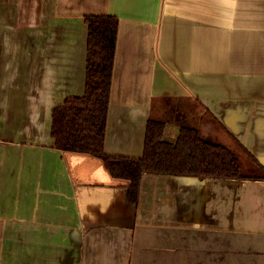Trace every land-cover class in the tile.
Returning <instances> with one entry per match:
<instances>
[{
    "label": "crops",
    "instance_id": "0c3cea01",
    "mask_svg": "<svg viewBox=\"0 0 264 264\" xmlns=\"http://www.w3.org/2000/svg\"><path fill=\"white\" fill-rule=\"evenodd\" d=\"M86 14L118 19L106 153L141 156L156 112L167 141L223 132L264 165V0H0V264H264V180L144 173L133 203L54 146Z\"/></svg>",
    "mask_w": 264,
    "mask_h": 264
},
{
    "label": "trees",
    "instance_id": "16d2710c",
    "mask_svg": "<svg viewBox=\"0 0 264 264\" xmlns=\"http://www.w3.org/2000/svg\"><path fill=\"white\" fill-rule=\"evenodd\" d=\"M86 74L84 93L67 96L51 112L54 146L63 152L100 158L109 174L126 180L127 197L136 203L144 173L188 175L236 180H264V165L238 141L224 145L183 124L174 142L163 138L165 121L149 118L141 156L104 150L118 19L86 14Z\"/></svg>",
    "mask_w": 264,
    "mask_h": 264
},
{
    "label": "rangeland",
    "instance_id": "374dc122",
    "mask_svg": "<svg viewBox=\"0 0 264 264\" xmlns=\"http://www.w3.org/2000/svg\"><path fill=\"white\" fill-rule=\"evenodd\" d=\"M153 118H155V119H159V117H158V115H157V113L156 112H154V116H153ZM210 140H213V141H215V142H221V143H223L222 141L223 140H226V135L223 133V132H221L219 135H215V136H213V135H211L210 137H208ZM224 144V143H223Z\"/></svg>",
    "mask_w": 264,
    "mask_h": 264
}]
</instances>
